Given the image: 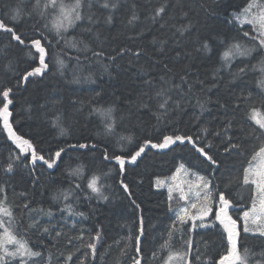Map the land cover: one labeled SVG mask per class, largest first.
Wrapping results in <instances>:
<instances>
[{
	"label": "trees",
	"instance_id": "trees-1",
	"mask_svg": "<svg viewBox=\"0 0 264 264\" xmlns=\"http://www.w3.org/2000/svg\"><path fill=\"white\" fill-rule=\"evenodd\" d=\"M44 2L41 0V6ZM102 2L90 0L91 7L86 2L84 19L63 34L87 43L90 50L84 51L77 50L83 49V44L72 48L53 30L44 28L52 12L49 10L47 18L41 19L35 9L36 0H0V21L14 25L25 40L20 45L11 40L9 33L0 31V91L12 89L9 122L38 155L56 159L51 169L41 161L33 167L29 150L20 155V162L11 172H6L10 158L19 155L20 150L0 122V188L4 190L0 199L7 197L17 238L42 252V264H133L135 236L139 235L142 220V264H163L168 249L161 250V245L175 222L178 230L170 242L172 249L186 248L185 241L191 239V264H216L227 253L228 240L214 212L207 218L213 226L192 230L191 221L180 225L176 214L182 207L190 208L197 198L181 199V194L174 192L169 199L165 189L156 188L157 181H165L183 165L209 182L215 196L209 204L214 209L217 192H224L234 202L230 215L237 221L239 248L241 252L248 248L256 253L251 257V264H256L258 254L264 250V237L244 233L240 217L251 207L253 190L251 184L243 183V170L264 143V133L247 117L253 106L264 111V47L259 44L258 30L235 19L251 0H109L110 4L116 3L114 9L101 7ZM256 4L264 5V0H256ZM161 5H166V12L153 21V12ZM14 9L20 12L17 21L11 19ZM258 10L251 9L253 13ZM133 12L137 19L129 24ZM108 15L112 17L110 23L105 19ZM184 25L189 27L181 36L176 30ZM245 31L249 36H244ZM37 38L46 48L48 68L25 81V72L39 66V54L31 47V41ZM204 42L209 45L207 50L202 47ZM236 42L255 46V50L224 66L222 53ZM121 49L130 51L121 53ZM94 52L103 55L97 57ZM57 59L64 61L63 69H59ZM241 68L246 71L240 72ZM161 77L168 82L166 87L172 89L173 98L181 101V108L170 110L158 121L156 100L149 96L163 83ZM197 99L204 104L203 110ZM2 100L0 96V107ZM141 101L148 106H142ZM108 107L114 109L115 132L111 135L105 134L102 118L93 111ZM57 115L67 129L64 135L52 125ZM229 122L231 127L223 133ZM205 127L209 129L205 142H212L208 151L217 165L209 164L186 143L176 142L165 149L151 147L166 135L203 136L200 130ZM216 131L222 135L215 136ZM120 135L130 136L131 142L118 144ZM227 136L241 148L225 152ZM145 142L149 143L144 152L129 162ZM71 144L86 147L71 148ZM61 148L64 151L56 158L54 154ZM105 152L109 157L122 156L123 173L114 159H104ZM77 167H82V177L69 174ZM93 174L99 177L107 199L87 188ZM70 189L66 201L62 193ZM68 203L84 216L69 215L65 207ZM97 232L101 239L93 257L87 244ZM129 235L133 236L131 241ZM69 255L71 260L66 259Z\"/></svg>",
	"mask_w": 264,
	"mask_h": 264
},
{
	"label": "snow or ice",
	"instance_id": "snow-or-ice-1",
	"mask_svg": "<svg viewBox=\"0 0 264 264\" xmlns=\"http://www.w3.org/2000/svg\"><path fill=\"white\" fill-rule=\"evenodd\" d=\"M88 3L89 7H91L90 0H74L72 3H65V0H45L43 6H41V0H36L35 9L38 10V15L41 19H46L49 15V10L52 12V19L50 23H45L44 28L48 30H53L57 37L63 39L65 44L72 47L77 48L78 44H83V49L77 50H90L87 43L83 41L76 40L75 38L69 39L65 37L63 34L66 33L69 28L73 27L78 21L84 19V15L82 13V9L84 8L85 3ZM99 2V0H98ZM101 7L105 9L115 8L116 3H109V0H103L100 4ZM254 7L258 8L257 13H253L251 9ZM166 12V5H161L157 7L151 19L153 21L156 20L157 17H162V14ZM29 16L32 15L31 12L28 13ZM20 18V12L18 9L12 10L11 19L13 21H17ZM89 21L93 20L92 16L88 17ZM106 22H111L112 17L108 15L106 18ZM137 19L135 12H133L130 17L128 23L131 24L133 21ZM235 19L240 24H249L252 25L253 30L259 31V44L261 47H264V5H257L256 0H251L249 5L240 13L235 15ZM188 25L181 26L177 28V32L180 33L181 36L188 30ZM0 31L9 33L12 41H16L20 45L25 44V40L22 38L20 34L15 30L14 25L9 26L5 24L3 21H0ZM244 36H249V32L245 31ZM98 38V35H97ZM252 39H257V37H252ZM161 43H166V41H161ZM31 47L35 50V53H38L39 66L33 67L30 71H26L22 79L25 81L32 76H40L47 68L48 64L46 63V48L41 43V39H33L31 41ZM204 50L209 48L207 42H204L202 45ZM255 50V46L248 47L240 42L233 43L230 45L223 53L222 60L224 61V66H227L231 63L233 59L237 56H248ZM125 51H130L127 49H121V53ZM139 55L140 53H135ZM93 55L100 57L103 55L101 52H94ZM57 64L59 65V69H63L65 67V63L62 59H57ZM246 71L245 68H241L240 72ZM262 71H264V67H262ZM163 83L160 87L154 92L153 96H149V99L156 100V108L157 112L155 113L157 116V120L159 121L164 116L168 114L170 110L180 109L181 101L176 100L171 95L172 89L166 87L167 81L164 77H161ZM183 80V77H182ZM146 83L151 84V81H146ZM261 86L264 87V81H261ZM178 87V86H177ZM12 92L11 88H5L0 91V96L3 97L2 107H0V122H2L3 129L7 132L8 138L13 141L16 147L20 150L19 155H16L14 158H10L9 162L5 166L6 172H11L16 163L20 162V155H23L25 152L31 150V160L30 163L33 167L36 166L37 161H41L42 164L47 165L49 169L53 167L56 163L55 158H45L42 155H38L37 152L33 149L32 144L27 139H23L18 136L12 129V125L9 122V117L11 115L9 111V105L12 103V100L9 98L10 93ZM197 104L201 108L204 109V104L197 99ZM142 106H148L146 101H141ZM262 108H264V103H262ZM94 112L98 113L102 118V122L105 129L106 135H111L115 132V119H114V109L112 107L108 108H95ZM248 119H250L260 130L264 133V111L258 109L256 107H252L251 111L247 114ZM52 125L59 129L61 135L66 134L67 129L62 126L61 117L57 115L52 120ZM231 127V122L223 129V133H227L228 128ZM201 133L204 135H166L163 138L161 143H153L151 144L152 148L165 149L170 145L179 142L180 144H189L192 148L195 149L197 153L204 160L208 161L211 165H217L216 159L213 155L208 151L212 147V142L207 141V134L209 133L208 128H202ZM255 130H253V133ZM215 136H221V131H216L213 133ZM130 136L120 135L117 143L120 141H129L131 142ZM228 146L225 148V152H229L231 150H238L241 148V144L232 142V137L227 136ZM149 142H145L144 146H141L138 151L131 155L129 162L136 161L137 157L144 152L145 147ZM71 148H85V144H71L69 145ZM95 147V145H93ZM64 149L61 148L59 151L55 152V157L59 158L61 156V152ZM105 160L114 159L116 164L120 165V171L123 173L124 169V159L121 155H113L109 157L107 152L104 155ZM183 169V165L177 169V173H179ZM83 169L82 167H77L73 169L69 174L76 175L77 177H82ZM175 179V176L173 177ZM99 177L93 174L90 178H88L87 188L91 193L95 194L99 198L107 199L101 191V186L98 183ZM157 183H163V181H157ZM243 183L245 185L251 184L253 186L252 190V200L251 207L247 210L243 211L241 215V220L243 221V232L244 233H252L253 235H258L260 237H264V143H262L259 147L258 151H255L249 161V166L243 170ZM122 187L125 192L129 191V188L124 182H121ZM77 188L81 187L80 184L76 185ZM197 189L196 191V202L190 203L189 207H182L176 214V221L180 225H184L191 221V229L194 230L197 227L199 228H207L213 226L208 222L209 213L214 211L215 221H217L222 227L224 232L227 235L228 240V250L227 253L220 257L219 261L216 264H251V257L253 255H257L256 253H252L250 249L244 248L241 252L239 248V237L240 232L237 229V221L233 219L232 215H230V210L234 208V202L227 198L224 192H217L218 202H216L215 209L209 204V201H215V196L213 194V190L209 186V182L205 179V177H198V182L191 185ZM203 189V192L200 190ZM4 190L0 188V192ZM71 189L68 192L62 193L64 200H68ZM172 188H169V199H171ZM59 198V197H57ZM5 196L3 199H0V217H7L8 220L5 222L3 219H0V264H13L14 261L18 262V264H42V252L34 251L32 248L28 246V243L23 239H18L17 234L12 229V224L14 222V216L12 211L8 206H6ZM181 199H185L184 196H181ZM25 208H28V204L25 203ZM66 210L69 215H77L84 216L82 212H74L70 203L66 204ZM190 209H195V212H191ZM51 211L48 212V215H51ZM199 221V223H197ZM143 221L141 220V227L139 229V235L135 236V248H136V257L133 259V264H142L143 253L141 249L142 236L144 234L143 230ZM176 223L174 222L172 229L168 232V239L164 241L161 245V250L168 249V255L163 258V264H191L188 259L191 255L192 249V240L188 239L185 241L186 248H181L178 250H173L171 246V240L173 239L174 232L177 231ZM44 231H48L47 228ZM61 233H57L59 236ZM80 239H83V233L80 236ZM101 239V234L97 232L92 240L87 244V247L91 250L93 257L95 256L97 250V243ZM133 239L132 235H129L128 240L131 241ZM71 242V241H70ZM260 259L256 261V264H264V250H262L259 254ZM157 254L153 253V258H156ZM67 260H71V255H69ZM198 259V257H197ZM50 261V258H49ZM80 264H84L83 261Z\"/></svg>",
	"mask_w": 264,
	"mask_h": 264
},
{
	"label": "rangeland",
	"instance_id": "rangeland-1",
	"mask_svg": "<svg viewBox=\"0 0 264 264\" xmlns=\"http://www.w3.org/2000/svg\"><path fill=\"white\" fill-rule=\"evenodd\" d=\"M178 168H180V166ZM177 169L174 171L171 177H169L165 181L159 180V181H163V183H159V184L156 183V188L165 189L169 193V188L171 187L172 193L179 192L181 196L196 199L197 189L191 187V185L198 182L199 176L188 172L187 170L184 169V167L179 173H177ZM174 176L175 179H173ZM200 191L203 192V189H201ZM233 219L235 218L233 217Z\"/></svg>",
	"mask_w": 264,
	"mask_h": 264
}]
</instances>
